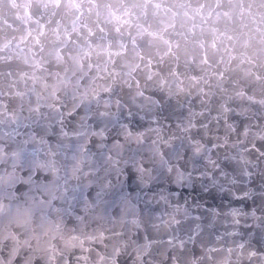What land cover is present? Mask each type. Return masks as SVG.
<instances>
[{
	"label": "clouds",
	"instance_id": "obj_1",
	"mask_svg": "<svg viewBox=\"0 0 264 264\" xmlns=\"http://www.w3.org/2000/svg\"><path fill=\"white\" fill-rule=\"evenodd\" d=\"M258 79L261 92L250 81L206 89L207 80L131 64L121 79L84 85L73 97L77 111L95 105L101 117L120 119L99 133L117 178L104 184L110 200L99 196L90 158L58 160L49 150L22 165L18 151L0 147V184L7 186L0 195V264H123L125 257L165 264L169 252V264H264V250L240 245L221 253L205 246L203 235L179 242L176 236L191 232L194 172H246L255 164L250 145L264 141V78ZM62 90L57 81L48 86L50 105ZM10 96L27 103L15 89Z\"/></svg>",
	"mask_w": 264,
	"mask_h": 264
},
{
	"label": "water",
	"instance_id": "obj_2",
	"mask_svg": "<svg viewBox=\"0 0 264 264\" xmlns=\"http://www.w3.org/2000/svg\"><path fill=\"white\" fill-rule=\"evenodd\" d=\"M131 64L207 80L206 89L250 81L261 92L264 0H0V147L18 151L22 165L49 150L58 160L90 158L99 196L109 201L104 184L117 178L99 133L118 127L119 116L101 117L88 104L77 111L73 97L89 82L123 78ZM53 81L63 90L50 105ZM13 89L27 103L13 99ZM250 148L255 164L246 172H194L191 232L177 233V242L203 235L221 253L264 250V141ZM6 190L0 184V195ZM138 234L143 241L146 233Z\"/></svg>",
	"mask_w": 264,
	"mask_h": 264
}]
</instances>
